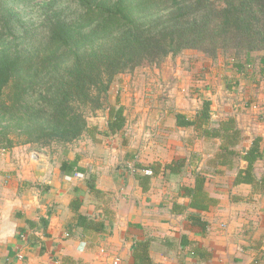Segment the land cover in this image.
<instances>
[{"label":"crops","instance_id":"1","mask_svg":"<svg viewBox=\"0 0 264 264\" xmlns=\"http://www.w3.org/2000/svg\"><path fill=\"white\" fill-rule=\"evenodd\" d=\"M262 59L264 51L252 53L241 70L231 66L229 75H202L196 100L209 102V122L202 129L178 126L175 115L192 120L202 102L177 99L175 111L152 120L158 139L143 144L148 154L137 156L131 139L110 135L111 141L99 139L94 148L106 151L103 159L75 153L66 159L71 175L47 163L30 169L31 163L14 164L13 153L3 154L0 264H109L112 256L120 264H250L264 257V194L252 182H237L246 173L242 153L255 138L262 157L251 176L264 177ZM230 116L240 137L225 160L217 154L221 141L202 132ZM177 161L183 162L180 171L167 174L165 166ZM196 175L204 177L203 190L216 200L207 211L190 208L182 193L195 186ZM22 180H38L40 188L20 195Z\"/></svg>","mask_w":264,"mask_h":264},{"label":"trees","instance_id":"2","mask_svg":"<svg viewBox=\"0 0 264 264\" xmlns=\"http://www.w3.org/2000/svg\"><path fill=\"white\" fill-rule=\"evenodd\" d=\"M40 1L33 7L39 6L42 27L31 29L32 23L23 20L25 10L17 5L31 7L33 0H0V149L4 151L18 144H69L82 136L98 143V134L119 133L126 120L121 106L109 109L104 132L88 126L81 109H100L102 94L107 95L118 74L186 50L211 59L218 54L244 55L232 65L241 70L252 53L264 51V0H73L81 9L75 18L58 8L60 0ZM37 29L42 37L35 34ZM208 110L204 100L194 119L175 115L177 124L201 128L210 120ZM202 135L219 139L217 154L228 160L240 131L230 116L218 127L205 128ZM242 154L246 173L237 182H252L264 194V177L251 176L253 163L262 157L260 139L255 138ZM182 164H168L165 172L176 174ZM59 168L62 174H73L66 160ZM203 184L204 177L196 175L195 186L182 192L197 211L216 203ZM262 261L263 256L250 264Z\"/></svg>","mask_w":264,"mask_h":264},{"label":"rangeland","instance_id":"3","mask_svg":"<svg viewBox=\"0 0 264 264\" xmlns=\"http://www.w3.org/2000/svg\"><path fill=\"white\" fill-rule=\"evenodd\" d=\"M36 1L33 0L31 7L27 3V6L24 5L23 2L17 5L18 9H22L21 11L25 10L23 12V20L28 21L26 25L32 23L31 29L42 27L41 20H39V6L33 7ZM212 1L216 2L217 0ZM57 6H59V9H65V12L71 14L72 18L77 17L81 13V9L74 4L73 0H60ZM35 34L43 36L39 32V29L36 30ZM244 57L242 55L235 57V59L230 54H218L215 59H211L194 50L180 52L175 56L169 55L139 66L132 72L118 74L114 82L111 83L107 95L102 94L101 100L103 105L100 109L95 112H91L89 106L82 107L81 109L86 113L88 126H96L101 132H104L108 121L109 109L121 106L126 120L123 129L115 134V136L120 138V140L126 138L129 141L128 138L131 139L130 148L132 151L137 156L139 154L145 155L148 153H143V144L146 145V142H150L151 140L154 141L153 143H156L158 139L156 137L157 131H151L152 120L156 118L159 121L162 120L165 116L164 114H166V110L172 109L175 111V101L177 99H195L197 104L199 103L200 105L202 100L198 101L196 98H198L199 89L203 88L199 84L201 83L202 75L204 78L213 74H220L221 76L229 75L228 73L231 71L233 63L238 60L242 61ZM217 79L216 81L218 82L220 79ZM230 79H232V75H230ZM116 99H118L117 103ZM185 114L187 116L190 115L189 113ZM97 138L104 142L111 141L110 135L102 136L98 134ZM126 143L128 146L129 142ZM97 145V143L87 136H82L69 144L51 143L44 147H36L31 144H18L10 150L4 151L0 149V157L7 153H13L10 156L14 159V164L22 160L25 167H29L31 163L30 169L34 165H37V169H43L45 167L44 164L47 163L48 168L54 169L60 165L62 160L68 159L74 153L76 156L94 155L103 159L106 151L100 150L99 152H95L94 148H98ZM34 155L36 159H34ZM115 163L119 164L118 160ZM116 164H114V167ZM0 167H2V164H0ZM76 176L79 175L76 174ZM0 182V188H3L1 184L4 183V180L1 179ZM39 184L41 182L38 180H22L19 182L16 193L22 195L23 191L32 190V187L35 188L33 190L35 191L37 188H40Z\"/></svg>","mask_w":264,"mask_h":264},{"label":"built area","instance_id":"4","mask_svg":"<svg viewBox=\"0 0 264 264\" xmlns=\"http://www.w3.org/2000/svg\"><path fill=\"white\" fill-rule=\"evenodd\" d=\"M147 173L150 174L149 171ZM99 253H100L101 257L104 258L105 255L107 254V251L104 248H101ZM105 264H107V263H105ZM109 264H120V260L116 256H112Z\"/></svg>","mask_w":264,"mask_h":264}]
</instances>
